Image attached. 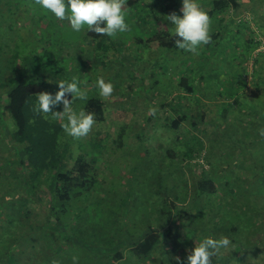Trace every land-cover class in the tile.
<instances>
[{
  "label": "trees",
  "instance_id": "1",
  "mask_svg": "<svg viewBox=\"0 0 264 264\" xmlns=\"http://www.w3.org/2000/svg\"><path fill=\"white\" fill-rule=\"evenodd\" d=\"M11 1L0 0V5L6 7ZM161 1L170 0H155L150 4L143 0H127L126 9L141 14L147 8L153 10L158 4L162 5ZM198 2L209 7L206 12L211 19L212 35V42L203 46L199 60L176 47L172 26L165 16L154 10L153 20L143 22L151 28V36L145 40L138 36L134 38V45L139 44L148 50H168L173 57L170 60L173 65L179 54L184 65L191 59L190 65L183 69L184 73L175 78L176 89L182 93L177 95L180 100L169 104L176 116L167 123V128L177 131L180 125L187 123L194 131L183 144L179 140L169 146L166 158L172 162L178 153L181 157L178 164L187 162V166L199 158L207 157L205 161H208L211 157H218L222 160V164L209 163L210 171L201 168L194 176L192 198L186 213L179 206V195L173 196L169 188L163 190L164 197L159 198L157 210L151 213L146 209L147 214L140 221L127 223L131 214L129 200L132 198L127 192L118 204V217L121 219H112L113 230L106 234L104 226L110 223L106 218L110 212L107 213L103 206L106 204L102 200L104 197L95 201L92 195L102 186L94 168L95 158H89L90 153L72 156L71 147L75 143L79 149L84 146L64 132L61 125L67 122L66 118L60 120L53 114L36 111L39 94H55L59 90L58 84L64 81L54 67L46 66L47 61H52V55L47 53V57L41 55L35 59L25 57L22 67L17 68L18 74L12 72L5 78L7 68L1 65L0 147L5 148L7 158H4V163L0 156V264H73V256L79 258L78 264H116L122 261L131 264L149 260L156 253L160 254L161 264H177V258L182 264H187L182 254L191 243L194 249L205 238L219 240L223 237H228L235 249L226 252L221 249L211 258L212 264H253L246 257L256 258L254 251L264 253V157L256 148L259 143L242 140L240 144L234 142L228 146L222 140L214 149L210 147L211 142L201 138L204 135L201 126L211 121L205 120V106L198 96L197 78L201 76L196 75L203 65L221 56V51L225 53L228 35L232 32L242 36L238 47L244 48L242 53L246 55V61L250 58L257 64L264 59V52L254 53L264 44L260 39V35L264 36V10L252 12V22L250 17L245 20L244 14L238 18L234 16L241 7H245V2L253 6L257 2L264 5V0ZM174 3V13L182 15V3L179 0H174ZM1 12L2 8L0 16L5 18L2 22H8L5 32L14 16L11 10L7 16ZM252 23L259 33L251 28ZM231 24L237 28L231 29ZM4 32L0 28V36ZM82 43L89 44L98 58L103 57L99 63L103 66L106 61L123 60L135 69L130 59L133 55L124 56L122 44H117L111 37L87 31ZM142 81L141 90L146 91L145 97L149 99L150 90L141 84ZM259 84L244 87L232 102L221 103L229 110L222 108L220 111L221 104L217 106L220 123L229 118L236 105L242 107L243 100L251 101ZM67 98L71 99V96ZM72 106L77 112H94L96 123L105 121L107 103L97 96L73 99ZM62 110V105L55 109ZM258 113L264 117V108H260ZM220 123L213 125L222 131L221 137L226 138L229 129ZM262 134L260 131L259 135ZM101 141L103 139L98 142L94 139L91 146L98 149ZM70 160H73L71 167ZM222 180L225 181L223 186ZM184 184L187 185L186 181ZM163 186L164 182L158 184V187ZM89 195L90 201L87 199ZM80 203L84 205L80 206ZM261 264H264V258Z\"/></svg>",
  "mask_w": 264,
  "mask_h": 264
},
{
  "label": "rangeland",
  "instance_id": "2",
  "mask_svg": "<svg viewBox=\"0 0 264 264\" xmlns=\"http://www.w3.org/2000/svg\"><path fill=\"white\" fill-rule=\"evenodd\" d=\"M143 1L150 4L155 0ZM179 1L181 2V0ZM160 4L162 5L158 4L153 9L156 13L165 17L174 13V0L161 1ZM244 5L245 7H241L234 16L238 18L244 14L245 20L250 17V22L254 18L252 12L260 13L264 10V5L259 2L254 6L252 3L246 2ZM201 7L205 12L209 10V7ZM0 8H2L3 16H7L9 10L14 16L9 21L11 25L9 30L5 32L4 28L8 27V22H2L5 18L0 16V24L3 23L0 28L4 32L0 36V67L2 65L7 68L3 78L12 72L18 74L17 68L22 67L23 58L35 59L41 55L47 57V53H50L53 59L50 63L47 61L46 66L54 67L56 73L64 81L70 82L73 78H77L86 98L97 96L107 103L105 121L95 123L87 137L76 139V142H82L84 147L79 149L77 143L71 147L73 157L80 153L86 155L90 153L89 158L93 156L96 160L94 168L102 186L98 191L92 192V195L95 201L98 197H104L102 200H105L106 204L103 206L107 213L110 212L108 216L110 218L106 217L110 223L104 226L106 234L113 230L111 220L121 219L118 217V204L122 198L126 197L127 192L132 195L129 200L131 214H129L127 223L140 221L143 215L147 214L146 209H149L151 213L157 210L159 198L164 195L163 190H169V188L172 189L173 196L179 195V206L186 213L192 198L194 176L199 174L201 168L210 171L209 163L222 164V160H219L218 157H211L208 161H205L207 157L199 158L191 161L190 166H187V162L178 164L181 159L178 153H176L178 157L174 158L175 160L172 162L166 158L169 146L179 140L180 144H183L189 134L194 131L187 123L180 125L177 131H170L167 128V123L176 116L169 104L180 100L177 99V95L182 93L176 89L175 78L184 73L183 69L190 65L191 59L184 65L183 57L179 52L178 57H174L176 61L173 65L170 62L173 57L168 53V50H148L139 44L134 45L135 36L144 40L151 36V28L144 25L143 22L152 21L154 11L147 8L141 14H136L125 8L126 20L131 26V31L111 37L117 44H122L124 56L133 55L130 59L134 63L135 70L123 60L106 61L105 66L99 64L103 57L98 58L91 51L89 44L82 43L87 33L86 28L81 32H74L67 20L56 19L51 13L35 5L34 0H12L11 4L6 7L1 4ZM167 23L170 25L168 21ZM230 28L237 27L235 24H231ZM251 28L259 33L253 23ZM241 39L242 36L239 33H230L225 53L221 51V56L210 61L207 65H203L202 69H198V73L196 72L198 77L201 76L197 78L198 96L200 102L205 106L203 107L206 112L205 120L211 121L208 125L201 126L204 135L200 136L206 142H211L210 147L214 149L220 146L222 140L229 144L228 146L234 142L240 144L242 140L259 143L256 148L260 149L262 157H264V117L258 113L260 108H264V59H261L257 64L250 58L246 61V55L242 53L244 48L238 47ZM260 39L264 42V36L260 35ZM202 48L198 55L191 53L189 56L194 55V60H199ZM258 52H264V44L254 53ZM199 71L201 72L199 73ZM256 71L257 73H255ZM100 77L114 85V92L109 98L99 95L96 82ZM141 81V84L150 90L149 99L145 97L146 91L141 90ZM255 84L259 85L251 98L252 100H243L242 107L236 105L234 109H231L229 118L220 123L217 118V106L224 102H232L244 87H255ZM256 102L258 103L255 104ZM252 103L254 104L252 105ZM72 107L77 112L75 107ZM151 108H156L154 116L149 113ZM222 108L229 110L226 105L222 106L221 104L220 111ZM213 123L217 125L220 123V126L229 129L226 138L221 137L222 131L220 132ZM260 131L263 132L262 136L259 135ZM260 138L261 140H258ZM94 139L97 142L103 139L98 149L91 146ZM251 146L255 147L252 144ZM91 150L94 153H91ZM5 151V148L0 147V156H2L3 162L4 158H7ZM232 153L236 156L235 151ZM72 165L73 160H70L69 166ZM133 168L136 169L135 172ZM185 181L187 185L184 184ZM160 182H164L163 187H158ZM224 183L225 181L222 180V186ZM182 192L185 196L181 195ZM90 196L87 198L89 201ZM79 205L83 206L84 203ZM37 211L39 210L37 209ZM192 212L195 213V211ZM191 241L194 242V239ZM233 249L235 248L230 245L223 251ZM165 250L168 251V248ZM192 250L191 243L184 249L182 255L187 259ZM253 254L256 258L246 257V260L253 264H261L264 253L254 251ZM160 259V254L156 253L149 260L134 261L131 264H161ZM116 264L127 263L122 261Z\"/></svg>",
  "mask_w": 264,
  "mask_h": 264
},
{
  "label": "clouds",
  "instance_id": "3",
  "mask_svg": "<svg viewBox=\"0 0 264 264\" xmlns=\"http://www.w3.org/2000/svg\"><path fill=\"white\" fill-rule=\"evenodd\" d=\"M35 5L51 13L58 20H67L74 32L87 31L103 37H115L121 33L131 31L126 20L125 11L127 0H34ZM182 15L172 13L166 20L172 26L175 45L178 49L198 55L201 47L212 42L211 19L202 10L198 0H181ZM99 95L109 98L114 92V85L106 82L103 77L97 80ZM55 94L43 92L37 101L38 113L53 114L57 119H67L61 126L64 132L76 139L87 137L96 123L95 113L79 111L73 107V99L85 100L86 94L80 87V81L73 78L70 82L62 81L58 84ZM71 99H68V96ZM62 105V111H55ZM151 115L156 114V108L149 109ZM228 237L219 240L205 238L191 251L187 257V264H212L213 256L221 249L230 247ZM79 258L73 256V264H78ZM177 264L182 262L177 258Z\"/></svg>",
  "mask_w": 264,
  "mask_h": 264
}]
</instances>
